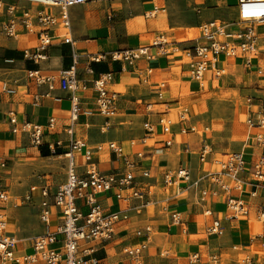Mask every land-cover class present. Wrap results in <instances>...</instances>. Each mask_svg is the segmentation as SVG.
Masks as SVG:
<instances>
[{"label": "crops", "instance_id": "obj_1", "mask_svg": "<svg viewBox=\"0 0 264 264\" xmlns=\"http://www.w3.org/2000/svg\"><path fill=\"white\" fill-rule=\"evenodd\" d=\"M11 3V0H3ZM163 1V5L165 0ZM160 0H114L111 3L91 2L69 9L71 22L70 37L72 46L65 45L60 38V28H53L49 34L51 45L45 52L46 59L33 63L24 59L25 50L33 51L38 43L35 33L24 31L17 26L16 36L9 38L2 28L9 17L0 12V82H7L14 94H0V157L6 161V167L0 169L1 183L6 187L9 201L0 205V214L5 215L6 234L14 237L18 243L16 256L29 255L32 252L33 238L43 233L39 222L41 196L39 189L47 187L53 195L56 187L65 180V158L67 136L63 132L69 116L68 95L55 87L50 91L48 85H36L26 79V72L38 70L45 75H57L72 66V54L78 57L76 67L77 78L85 81L88 91L81 93L82 106L93 109L95 94L91 90V80L98 74L112 73L113 82L110 90L118 95L117 115L106 125V121L97 114L80 120L74 128V137L94 147L114 142L133 159L136 153H143L138 166L150 172L151 178L137 177V189L144 193L151 190V199L157 203L140 213L129 210V220L119 225L113 239L109 242L96 243L94 257L101 264H131L123 253L127 245H136L143 241L135 237V231L150 225L153 229L151 240L143 254V264H240L245 255L252 257V264H264V223L255 219L259 211H264V183L254 177L258 164L260 173L264 174V144L256 137H264V128H249L245 121L248 110L245 104L244 121L238 120L232 125H218V117L222 110L210 111L212 94H220L225 88V78L243 75V82H248V91L261 95L248 97L264 98V47L257 58L246 68L242 58H220L219 68L223 75L216 78L211 72L205 74L202 81H193L187 76V65L174 50L177 47L185 51L184 44L195 37L194 29L185 27L172 28L168 23ZM236 0H214L213 17H222L226 13L227 21H236ZM23 8L33 10L41 7L22 3ZM155 7L160 8L155 14ZM113 13L114 18L108 21L107 16ZM159 14V15H158ZM159 19H165L166 25ZM226 19V18H222ZM199 26H196L197 29ZM236 25L229 30H236ZM257 32L264 35V27H257ZM177 30V32H176ZM162 36L167 41L166 53L159 54L156 48H150V59L141 58L134 67L121 70L120 63L108 57L99 63H90V57L112 51L147 47L155 37ZM184 49V50H183ZM12 60V63H7ZM90 67L93 75L87 73ZM246 78V79H245ZM240 79V78H236ZM162 99L157 98L160 85ZM48 94V96H46ZM59 98L60 101L55 99ZM213 101L216 100L213 98ZM150 104L148 109L146 106ZM220 105V104H219ZM188 111L187 121L179 123L177 114L180 110ZM15 114L19 123L28 122L45 126L48 119L56 121V130L48 132L44 129L43 145L35 148L30 145L26 134H13L10 131L9 116ZM166 115L173 124L169 134H164L158 126V120ZM225 121V120H223ZM153 125L154 133H147L144 123ZM193 126L194 132L181 133V129ZM143 139L144 142H143ZM171 145L164 147V141ZM63 141V146L51 155L48 145ZM133 143V145H132ZM203 144L210 147L211 152L205 161H199V151ZM159 152H156L157 150ZM227 153H241L246 160L245 171L240 174L243 180L242 189H232L228 196L242 200L249 209L246 218L227 219V195L210 197L206 202H199L195 191H184L185 183L178 186L164 187L162 175L166 171L186 168L192 179H197L209 172L218 170L217 162ZM95 163L104 173H110L121 167V162L113 153L104 147L100 153L94 152ZM50 160H60L58 166L40 168V164ZM77 172L83 171L81 157H76ZM56 167L61 176L55 174ZM37 190L30 193V188ZM202 187L213 189L211 184L203 183ZM101 207L106 213L117 212L124 208L112 193L98 197ZM141 200L131 199L129 205L137 206ZM81 211L86 209L82 207ZM165 207L166 210H163ZM209 210L210 214L204 213ZM52 224L58 223L59 210L51 205ZM180 215L181 225H173L170 214ZM219 219L224 229L222 236H208L205 228L212 220ZM60 244H56L59 247ZM198 254L196 263L190 257ZM211 257H216L215 261ZM16 264V263H9Z\"/></svg>", "mask_w": 264, "mask_h": 264}, {"label": "built area", "instance_id": "obj_2", "mask_svg": "<svg viewBox=\"0 0 264 264\" xmlns=\"http://www.w3.org/2000/svg\"><path fill=\"white\" fill-rule=\"evenodd\" d=\"M5 3L0 0V12L4 11L9 17L8 22L3 25L2 31L5 36L13 38L16 36L17 26L24 31L35 33L38 37L37 46L33 51L25 50L23 57L27 61L37 63L45 60V52L51 45L52 37L49 32L53 28H60L62 31L63 44L72 46L70 37L71 22L69 9L76 6L85 5L91 2L111 3L114 0H11ZM22 3L41 7L30 10L23 8ZM162 8V7H161ZM236 21L226 23L219 20L207 22L198 27L199 36L192 38L191 46L183 51L188 58V77L200 82L205 74L211 72L216 78L223 75L224 70L219 68L220 58H242L246 68H250L252 61L258 57L260 49L264 47V35L257 32V27H264V0H236ZM160 8L155 7L153 14ZM114 18L113 13L107 16L108 21ZM236 25L239 28L229 30L230 26ZM167 41L162 37H155L147 47H137L112 51L90 57V63H99L105 58L113 62L120 63L121 70L126 67H134L136 61L141 58L150 59V48H156L159 54L166 53ZM72 66L67 70L60 71L57 75H45L38 70L26 72V79L36 85H48L50 91L55 87L68 95L70 104L67 124L63 130L67 136V150L65 158V180L60 183L53 195H50L47 187L40 188L41 196L39 222L42 224L43 233L33 238L32 252L29 255L16 256L15 248L18 241L6 234L5 215L0 214V264H101V261L94 257L96 243L109 242L113 239L116 229L122 223L129 220V210L140 213L143 209H148L157 202L150 198L151 190L147 193L137 189L136 178L149 179L150 172L142 170L137 164L143 153L135 154L136 159L131 158L121 146L114 142L106 145L97 144L91 147L86 142L74 137V128L81 119L99 115L106 121V125L117 115L118 93L110 90L109 86L113 82L112 73L98 74L91 80V90L95 94L94 108L89 109L82 106L81 93L88 91L85 81L77 78L76 67L78 57L72 54ZM12 63V60H7ZM87 73L93 75L90 67ZM264 74V69L260 71ZM164 85H160L157 98L162 99L161 90ZM16 91L10 88L7 82H0V94H14ZM48 96V94H46ZM60 101L59 98L55 99ZM248 110L245 121L249 128H264V98L247 97ZM150 109L151 105L146 106ZM9 125L13 134H26L30 145L39 148L43 145L44 129L48 132L56 130V121L48 119L46 125L39 126L28 122L19 123L14 113L10 112ZM188 111L182 109L177 114L180 123L187 121ZM172 119L163 115L158 120V126L162 133L169 134ZM143 128L147 133H154V126L146 122ZM195 128L190 126L181 129V133L194 132ZM145 139H143L144 142ZM256 140L264 144V137L258 135ZM164 147L171 145L169 140L164 141ZM133 145V143H132ZM63 141H56L48 145L51 155H55L57 149L62 148ZM104 147L115 155L122 166L110 173H104L95 163L94 152L100 153ZM158 149L156 152H159ZM211 149L203 144L199 151V161L203 163ZM81 157L83 161V171L77 172L79 168L76 157ZM218 170L209 172L197 179H192L190 171L186 168H178L175 171H166L162 175L164 187L178 186L185 183L184 191L192 190L198 193L199 202L204 203L210 197H218L221 194L227 195L232 189L241 190L243 180L240 174L245 171L246 160L241 153H227L217 162ZM256 165L254 177L257 182L264 183V174L260 173L259 166ZM6 167V161L0 157V169ZM211 184L213 189L202 187L203 183ZM37 188L31 187L30 193ZM112 193L118 203L124 204V208L117 212L106 213L101 207L98 197ZM141 200L137 206H130V200ZM9 201L6 187L0 180V205ZM86 209L81 211V205ZM51 205L59 210L60 219L55 225L52 224ZM227 219L246 218L249 209L246 204L238 199L228 196L226 200ZM163 210H166L165 207ZM209 215L210 211H204ZM173 225L180 226V215L176 212L170 214ZM260 223H264V211H259L255 217ZM153 229L150 225L135 231L136 238L143 241L136 245H127L123 248V253L129 258L131 264H143V254L151 240ZM224 229L219 219H214L206 226L205 234L208 236H222ZM56 244H60L56 247ZM200 259L198 254L190 257L191 263H196ZM212 261L216 257H211ZM240 264H252V257L245 255L240 258Z\"/></svg>", "mask_w": 264, "mask_h": 264}, {"label": "rangeland", "instance_id": "obj_3", "mask_svg": "<svg viewBox=\"0 0 264 264\" xmlns=\"http://www.w3.org/2000/svg\"><path fill=\"white\" fill-rule=\"evenodd\" d=\"M228 1L230 3L233 2V0ZM159 4L164 10L161 13L165 14V17L168 23L171 24L170 26H172V28L185 27L189 29H194L195 37L199 36V29H195L196 26L203 25L217 18H221V20L226 21L228 19L226 13L222 17H215V14L213 17V13H215L214 0H165L164 5L163 1L160 0ZM159 20L161 24H163L164 26L166 25L165 19ZM191 44L192 42L185 43L184 45L186 47H184V49L189 48ZM167 50H174V52L177 53L179 57H181L183 62L187 64L188 58L186 57L183 51H179L177 47H168ZM237 77L240 79H236ZM242 79L243 75L241 76L240 71H238L237 75L233 77H226L224 84L225 88L219 90L220 94L211 95L212 97L210 99H212V102L210 111L216 108L215 104H218V109L220 108L223 112L222 117H218V121H216L218 125H232L233 123H237L238 120L243 122L245 118L244 108L247 97L249 95H261L255 94L252 91H248V82H243ZM213 98L216 100V102L213 101ZM58 161L60 160L46 161L41 163L39 167L44 169L50 166H58ZM55 171V174H51L50 176H61V170L59 169V167H56Z\"/></svg>", "mask_w": 264, "mask_h": 264}]
</instances>
